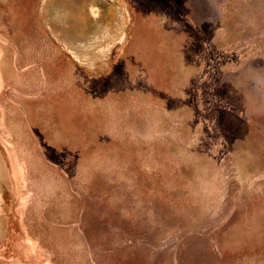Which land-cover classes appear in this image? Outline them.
I'll list each match as a JSON object with an SVG mask.
<instances>
[{"label":"rangeland","instance_id":"374dc122","mask_svg":"<svg viewBox=\"0 0 264 264\" xmlns=\"http://www.w3.org/2000/svg\"><path fill=\"white\" fill-rule=\"evenodd\" d=\"M0 264H264V0H0Z\"/></svg>","mask_w":264,"mask_h":264}]
</instances>
